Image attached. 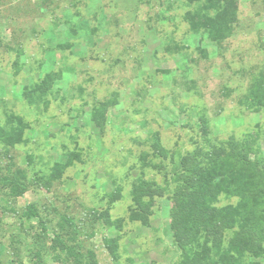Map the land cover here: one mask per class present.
I'll use <instances>...</instances> for the list:
<instances>
[{
    "label": "rangeland",
    "instance_id": "rangeland-1",
    "mask_svg": "<svg viewBox=\"0 0 264 264\" xmlns=\"http://www.w3.org/2000/svg\"><path fill=\"white\" fill-rule=\"evenodd\" d=\"M41 1L0 0V125L9 113L27 124L22 144H0V167L32 183L14 204H0V260L10 264L12 233L23 234L27 246L49 245L51 232L45 238L35 221L20 230V212L32 204L49 230L58 218L53 209L83 220L87 230L84 214L106 210L114 224L103 220L93 237H80V251H91L97 264H181L186 241L171 229L170 192L179 157L248 141L252 168L264 169V106L253 112L243 102L264 66V0H234L237 22L220 43L190 32L187 0H51L39 12ZM48 74L57 76L48 92L27 99ZM115 93L116 105L97 126L92 110ZM156 132L174 154L161 159L160 170L141 160L160 162L152 148ZM70 152L79 159L49 190L34 185ZM137 180L169 189L154 197L145 224L129 219ZM236 203L221 195L215 206ZM42 261L61 264L52 256ZM253 261L264 264V253Z\"/></svg>",
    "mask_w": 264,
    "mask_h": 264
},
{
    "label": "trees",
    "instance_id": "trees-1",
    "mask_svg": "<svg viewBox=\"0 0 264 264\" xmlns=\"http://www.w3.org/2000/svg\"><path fill=\"white\" fill-rule=\"evenodd\" d=\"M48 1L51 0H42L37 5V11L43 12ZM187 3L191 9L184 14L183 21L190 32L200 35L201 38L205 37L211 43H220L232 36L237 22L234 0H187ZM56 77L48 74L32 91H26L27 99L34 91L44 96ZM112 96L92 110L91 118L97 126L105 125L107 109L116 105V100L113 99L116 93ZM243 98V102L248 103V108H252L253 112H257L259 106H264V66L252 78V84ZM26 125L19 116L13 113L6 115L4 123L0 125V144L6 148L22 144ZM206 129L207 125L203 122L201 134L205 135ZM156 133L153 135L152 148L153 154L160 162H145L143 156L141 160L143 167L151 165L160 170L163 167L161 159L167 158V154L170 158L174 157V154H169L170 152L162 146L159 134ZM251 152L248 141L238 145L230 143L229 150L199 149L186 153L179 157L178 165H173L172 174L177 179L175 178L174 189H170L174 200L171 229L178 240L186 241L183 250L186 254L181 264H259L253 259L260 258L264 253V180H259L264 178V169L260 171L252 168ZM199 157H203V161ZM78 159V153L70 152L66 163L54 164L47 176H36L34 185L49 190L53 183L51 181L60 179L62 170L72 166ZM166 177L168 178V175L163 174L164 182H167ZM136 182L141 183L135 186L136 190L131 193L133 209L129 219L145 224L154 197L169 189L167 186L161 188L155 182L148 185L143 183L147 181ZM29 186L31 187L32 183H26L20 171H3L0 167V204H14ZM117 194L112 197H117ZM221 195L227 198L236 197L237 203L216 207L215 203ZM3 210L7 211L5 207ZM53 211L58 218L53 229L49 230V225L42 219L35 205H27L21 210L19 226L23 227L24 222L35 221L41 234L48 238V232H51V237L48 238L49 245L46 247H40L38 241L27 246L24 244L23 234L12 233L9 242L10 264H24V258L43 264L42 259L46 256H52L53 262L61 264H97L91 251L85 254L80 251L83 248L80 237H93L97 223L103 220L107 225L114 224L107 220L106 210L91 209L84 214L89 230L84 226L83 220L63 215L56 209ZM194 228L195 231L192 232ZM24 229L23 227L20 230ZM190 234L193 236L190 237ZM35 236L40 238L39 234ZM104 241L105 245L110 247L107 238H104ZM115 249L116 247L110 248V252ZM0 264H3L1 260Z\"/></svg>",
    "mask_w": 264,
    "mask_h": 264
}]
</instances>
